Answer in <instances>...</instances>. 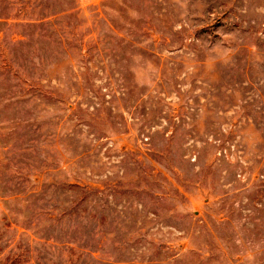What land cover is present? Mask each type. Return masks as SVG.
I'll return each instance as SVG.
<instances>
[{
	"label": "rangeland",
	"instance_id": "obj_1",
	"mask_svg": "<svg viewBox=\"0 0 264 264\" xmlns=\"http://www.w3.org/2000/svg\"><path fill=\"white\" fill-rule=\"evenodd\" d=\"M0 264H264V0H0Z\"/></svg>",
	"mask_w": 264,
	"mask_h": 264
}]
</instances>
